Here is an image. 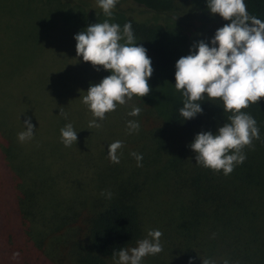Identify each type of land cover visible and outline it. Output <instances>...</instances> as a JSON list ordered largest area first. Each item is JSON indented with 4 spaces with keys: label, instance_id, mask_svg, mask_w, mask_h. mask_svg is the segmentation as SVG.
<instances>
[{
    "label": "trees",
    "instance_id": "16d2710c",
    "mask_svg": "<svg viewBox=\"0 0 264 264\" xmlns=\"http://www.w3.org/2000/svg\"><path fill=\"white\" fill-rule=\"evenodd\" d=\"M58 1L81 9L82 16L76 17L78 21L73 17L72 23L78 32L107 19L102 10L95 13L88 0ZM128 1L135 2L140 13L168 14L170 22L165 27L137 21L128 9L120 10L122 0L117 3L113 22L118 23L121 29L130 22L137 46L146 49L147 57L152 54L149 56L154 83H149L148 79L150 92L147 96H134L127 104L117 105V110L110 112L114 123L109 125L110 129L101 143L93 148L108 149L109 144L120 140L124 144L122 149L148 151L152 179L151 190L145 196L164 207V214L168 212L167 231L176 239L182 262L202 264V260L208 258L215 260L216 264H223L225 259L229 264H264V99L241 110L256 120L260 132V139L253 141L254 149H244L247 158L243 164L236 166L227 176L222 171L214 174L212 170L196 165V153L189 145L201 132L215 135L227 123L230 113H224L220 100L211 102L205 99L201 102L202 114L191 120H183L180 116L183 97L174 87L172 59L177 54L174 40H181L177 31H185L188 27L176 16L188 20L194 28L190 32L199 37H193V40H204L210 45L215 33L201 19L210 22L205 17L214 15L207 8V0ZM245 4L250 14L264 21V0H245ZM189 7L195 12L194 16L184 14ZM211 20L225 25L219 15ZM172 32H177L175 37L170 36ZM64 94L62 90L58 95ZM133 106L141 109L137 117L127 115ZM86 112L91 114L87 106ZM128 120L138 121L140 129L137 133L128 134ZM1 132L0 264H55L43 254L29 234L32 218H35V213L30 214L31 209L34 204H39L40 199H45L46 185L42 183L37 192L25 183L26 178L23 181L21 175L13 170L6 158L7 150L12 146ZM113 175L108 174L107 180L102 179L98 185L99 189L111 191L112 199H105L99 207H93L91 213H87L90 246L88 253L81 257L80 264H104L102 258H112L114 251L127 248L140 235L138 207L142 190L122 180L111 181ZM161 194L165 198L160 200L158 196ZM80 198L82 195L76 194L72 200L79 208L77 210L83 209L84 202ZM53 215L56 212H52L50 218ZM61 225H57L55 230ZM16 253L19 255H14Z\"/></svg>",
    "mask_w": 264,
    "mask_h": 264
},
{
    "label": "rangeland",
    "instance_id": "374dc122",
    "mask_svg": "<svg viewBox=\"0 0 264 264\" xmlns=\"http://www.w3.org/2000/svg\"><path fill=\"white\" fill-rule=\"evenodd\" d=\"M88 5L95 13L101 11L97 0H88ZM127 9L137 21L165 27L170 22L168 14L140 13L135 2L122 0L120 10ZM194 13L189 7L184 14L194 16ZM80 14H83L80 8L58 0H0V130L12 146L7 150L6 158L13 170L23 181L26 178L25 183L35 191L38 192L42 183L46 185L45 199H40L31 209L30 214L35 213V218H32L29 234L55 264H80L90 246L87 213L106 199L100 195L105 190L99 189L98 185L102 179L107 180L108 174H114L111 181L122 180L142 190L138 207L140 235L127 248L135 247L138 240L146 237L148 230L157 229L163 234V251L146 256L142 264H185L177 252L175 237L167 231L168 212L164 214V207L145 196L151 190L152 179L148 151L121 149L120 163L112 164L107 157L108 149L93 148L101 143L109 125L114 123L113 113L98 121L102 125L100 128H89V121L94 117L86 112L82 97L90 85L99 84L111 73L102 68L97 70L77 56L74 37L80 32L72 23L73 17L77 20ZM215 16L205 17L210 22L201 19L214 33L223 27L211 20ZM176 17L188 28L187 31L176 30L181 40H174L177 48L172 59L174 74L178 59L189 55L190 49L194 54L193 45L201 41L193 40L199 36L192 35L190 31L194 28L188 20ZM115 18L112 16L109 22L115 23ZM177 32L170 36L175 37ZM149 55L150 59L152 54ZM149 83H154L151 77ZM62 90L65 94L59 96ZM25 119L33 125L34 137L21 143L17 134L23 130ZM68 123L77 132V141L71 147L63 145L60 135V130ZM132 152L142 154V167L136 166L135 158L130 155ZM133 174H136L135 178ZM76 194L82 195L83 209L77 210L79 208L72 201ZM158 197L160 200L165 198L162 194ZM52 212L56 215L50 218ZM29 219L31 221V216ZM102 260L104 264H114L113 257Z\"/></svg>",
    "mask_w": 264,
    "mask_h": 264
},
{
    "label": "clouds",
    "instance_id": "9594fccd",
    "mask_svg": "<svg viewBox=\"0 0 264 264\" xmlns=\"http://www.w3.org/2000/svg\"><path fill=\"white\" fill-rule=\"evenodd\" d=\"M118 2L97 0L107 19L88 26L74 37L78 57L97 70L102 68L111 73L99 84L90 85L82 97V103L94 117L89 121V128H100L102 125L98 121H103L106 113L115 111L117 105H125L134 96L141 98L150 92L148 79L153 73L152 62L146 49L137 46L131 23L124 24L121 29L119 24L109 22ZM207 8L229 23L215 32L210 41L212 46L201 40L193 45L194 54L190 49L189 55L178 59L174 87L183 97V106L179 109L183 120L202 114L201 102L205 99L220 100L224 113H230L227 123L215 135L201 132L189 145L196 153V165L214 174L222 171L227 176L245 162L244 149L253 150V141L260 139L256 120L241 110L264 99V21L249 13L245 0H207ZM140 113L141 109L133 106L127 115L137 117ZM63 115L67 119V114ZM22 127L17 134L18 141H31L34 128L30 120L25 119ZM126 128L131 135L139 131L140 125L136 120H128ZM60 135L65 147L77 141V132L71 123L60 130ZM123 147L120 140L109 144L107 157L112 164L120 163ZM130 155L135 158L136 166L142 167V154L132 152ZM100 195L108 200L113 197L108 190ZM162 235L160 230H148L135 247L114 251V264H142L146 256L159 254L163 251ZM202 264H216V261L205 258ZM223 264L229 261L225 259Z\"/></svg>",
    "mask_w": 264,
    "mask_h": 264
}]
</instances>
